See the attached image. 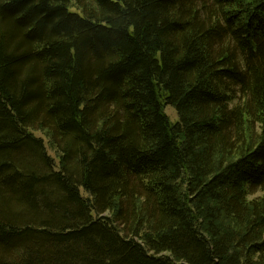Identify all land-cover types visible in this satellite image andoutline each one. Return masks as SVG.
<instances>
[{
	"label": "trees",
	"instance_id": "obj_1",
	"mask_svg": "<svg viewBox=\"0 0 264 264\" xmlns=\"http://www.w3.org/2000/svg\"><path fill=\"white\" fill-rule=\"evenodd\" d=\"M0 264H264V0H0Z\"/></svg>",
	"mask_w": 264,
	"mask_h": 264
},
{
	"label": "rangeland",
	"instance_id": "obj_2",
	"mask_svg": "<svg viewBox=\"0 0 264 264\" xmlns=\"http://www.w3.org/2000/svg\"><path fill=\"white\" fill-rule=\"evenodd\" d=\"M165 113L169 116V118L173 124L178 121L177 112H176L175 108H173L172 106L166 107ZM259 195H262V193H260Z\"/></svg>",
	"mask_w": 264,
	"mask_h": 264
}]
</instances>
